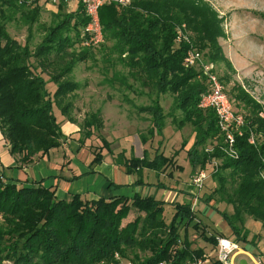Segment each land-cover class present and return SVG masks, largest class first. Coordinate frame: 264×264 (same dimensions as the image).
Listing matches in <instances>:
<instances>
[{
	"label": "trees",
	"instance_id": "1",
	"mask_svg": "<svg viewBox=\"0 0 264 264\" xmlns=\"http://www.w3.org/2000/svg\"><path fill=\"white\" fill-rule=\"evenodd\" d=\"M28 1L35 0H0V129L10 153L21 155V161L27 165L65 142L54 107L59 108L64 97L78 84L59 80L71 74L73 63L85 59L88 53L77 54L74 60L68 52L75 43H80L81 29L87 23L80 4H75L71 10H67L64 2L54 4L52 23L33 53L29 52L27 41L21 44L11 37L5 28L9 17L5 10L19 11L25 22L34 21L38 8L26 10L30 6ZM99 21L105 42L111 44V52L117 54L127 74L138 81L142 89L155 92L151 100L156 108L150 137L155 128L163 126L160 96L174 95L175 106L182 114L177 125L189 123L194 128L195 140L187 151L191 172L212 158L221 159L212 175L217 184L207 196L205 192L198 193L200 202L218 211L231 231L228 237L232 241L246 250L256 248L264 238V177L261 176L264 172V119L259 115L264 107L240 85L231 86L227 92L222 84L233 112L242 115L244 122L239 133L234 134L235 156L228 157L222 151L228 145L217 127L213 110L203 112L197 107L201 95L208 91L206 78L199 68L184 64L189 44L175 43L176 28L185 23L193 33L195 46L205 51L204 57L212 63L225 61L231 69L217 42L223 33L215 14L194 0H131L125 7L103 5L99 9ZM68 57L71 58L58 73L47 75L45 68ZM219 80L222 83V78ZM69 105L68 102L59 109L62 115ZM92 116L99 120L98 114ZM93 124V121L87 123ZM101 124L99 121L97 127ZM250 135L254 137L253 144L248 141ZM92 136L89 133L85 138ZM71 138L72 135L67 139ZM140 138L142 144L146 143L144 137ZM79 140L83 144L84 140ZM103 143L114 155L105 146V140ZM208 144L213 147L211 152L205 150ZM179 149H183L182 146ZM150 154L143 148L141 156L121 154L114 161L129 174L143 169L162 171L173 161L160 151ZM101 158L100 150L95 153L92 164ZM177 167L182 169L181 165ZM0 175V261L118 264L114 257L117 253L131 264H221L216 244L222 232H199L202 241L213 246V256L206 253L203 245L192 246L189 229L198 234L201 225L193 222L196 210H191L189 202H165L140 194L131 198L95 199L75 194L65 200L58 198L52 188L18 185L5 178L1 171ZM156 186L167 188V184L161 182ZM217 201L230 205L231 211L219 209ZM130 208L141 214L122 225L121 220ZM247 219L259 221L263 232L252 234L246 228Z\"/></svg>",
	"mask_w": 264,
	"mask_h": 264
},
{
	"label": "rangeland",
	"instance_id": "2",
	"mask_svg": "<svg viewBox=\"0 0 264 264\" xmlns=\"http://www.w3.org/2000/svg\"><path fill=\"white\" fill-rule=\"evenodd\" d=\"M194 1L204 4L219 20L223 36H219L217 42L231 69L225 61L211 63L214 65L218 78H222L225 90L228 92L231 86L240 85L264 107L261 103V100L264 99V0ZM28 3L30 6L26 7V10H33L34 6L38 8L36 9V12H38L37 18L34 21L31 19L30 22H25L19 11L6 9L5 12L9 17L5 22V28L9 35L17 39L21 44L27 41L29 52L33 53L46 36L48 26L52 23L55 8L54 4L49 0H35L32 3L28 1ZM74 5V3L69 4L67 10L73 9ZM182 24L185 25L182 31L187 36L189 45L197 49L203 58L209 62L204 57L205 51H201L195 46L193 33L187 28L185 23ZM182 24L179 26H182ZM80 40V43H75L68 52L74 56V60L77 58L76 55L80 53L88 52L87 57L83 60L75 61L72 73L65 75L59 80H71L78 84V87L64 97L59 108L54 107L56 119L61 124V127L62 123L68 121L75 124L78 130L75 134L64 135L65 142L52 151L50 155L51 161L61 165L64 156H69L80 144L79 138L84 140L82 145L87 150L85 155L81 156V162L85 159L91 161L92 157H95V153L100 150L105 159L113 158L115 160V157L121 156V154L124 157L141 155L143 148H146L147 153H151L150 155H153V152L160 151L163 155L172 157L171 160H173L164 170L157 171L161 174L156 175V171L148 169L145 171L144 180L159 181L167 184V188H159L157 186L158 188L155 187L154 191H159V193L165 191L164 193H168L170 185H175L179 190L182 188L189 192L196 191V188L189 184L190 176L198 169H195L193 173L191 172L187 157V151L190 150L195 140L194 128L189 123H184L182 126L177 125L176 122L182 117V114L180 109L175 106L174 95L164 93L160 96V106L162 107L160 115L163 114V118L160 121L163 126L160 129L155 128L152 137H150L155 117L153 112L156 108L154 103L151 104L153 102L151 100L155 97L154 90L142 89L140 83L127 74V68L119 61L117 54L111 52V44L105 42L104 36L102 41L97 44H88V38L86 39L83 35L80 36ZM175 43L178 45L182 42H178L175 38ZM70 58L68 57L57 65L45 68L47 75L50 77L58 73L66 60ZM225 77L228 78L227 82H225ZM54 86H50V88L54 89ZM68 102L70 105L66 114L62 115L59 109H63V106H66ZM199 103L197 107L203 112H207V109L202 108ZM149 105L152 107H149ZM140 106L141 109H139ZM95 114L99 115V120L92 116ZM90 121H93L94 124L87 125ZM99 121L102 124L98 128ZM0 133L2 135H0V170L10 175V165L13 157L17 159L21 166L27 164L21 161V155L10 153L1 129ZM89 133L93 136L86 139L85 137ZM70 135H72V138L67 139ZM140 137H144L147 140L146 143L141 145ZM258 137L260 138V136ZM104 140L106 141L105 146L109 147L114 155L102 146ZM207 141L209 142L210 140ZM181 146L183 149H179ZM212 149L211 144L206 145L205 150L211 152ZM222 151L228 157L235 156L225 152L223 149ZM220 163V158H212L200 168L204 169L208 174L201 189V192H205L204 196H207L210 189L217 184L212 175L217 171ZM177 164L181 165L182 169H179L180 167L178 168ZM261 176L264 177V172H262ZM143 186L145 188L144 195H147L146 190L150 186L146 184ZM182 189L179 191V201L184 200L183 202L190 203L191 210H196L194 211L195 221L193 222H198L201 225L198 234L189 229V238L193 242L192 246L199 247L203 245L206 248V253L213 256V246L204 243L199 237V232L211 234L214 230L218 231V228H216L217 221L222 219L216 209L209 205H202L201 203L204 202L202 200L200 202L199 196L197 199L199 202L194 204V195L187 192L185 194ZM135 194L124 197L131 198ZM154 197L169 202L159 198L158 194ZM215 204L218 205L219 209H226V204L224 203L219 204L217 201ZM138 214L141 213H138L134 208H130L127 215L121 220L122 225L132 221ZM262 242L264 243V238ZM242 249L247 252L251 250L255 255L257 254L255 248L247 247L246 250L243 247ZM239 254L233 259V264H238ZM245 257L249 259L248 256ZM257 260L259 263L264 264V254L262 259L257 258ZM118 261L126 262L120 256H118ZM0 264L14 263L12 260L3 259ZM118 264L123 263L120 262Z\"/></svg>",
	"mask_w": 264,
	"mask_h": 264
},
{
	"label": "crops",
	"instance_id": "3",
	"mask_svg": "<svg viewBox=\"0 0 264 264\" xmlns=\"http://www.w3.org/2000/svg\"><path fill=\"white\" fill-rule=\"evenodd\" d=\"M261 103L264 105V99L261 100ZM62 124V132L66 136L69 134H75L78 130V127L71 122L66 121ZM53 150L42 157L35 158L28 165L21 166L17 159L13 157V161L10 165V175L8 173L6 174L3 170L0 171L5 178L12 180V182H15L18 185H41L52 188L55 190V194L58 198L65 200H69L75 194L80 195L85 199H95L99 197L109 198L118 195L131 196L135 193L144 195L145 188L143 185L146 184L150 186L146 190L147 195L150 194L156 196V194H158L159 198L165 199L169 202L179 201V191L182 188L179 190L175 185H170V191H168V193H164L165 191H162L161 193L156 190L154 191V188L157 187L156 184L160 182L148 181L147 179L144 180V173L147 169L129 174L125 172L123 166L116 164L113 158L107 160L105 159V156H102L101 160L94 164H92L94 157H92L91 161L85 159L81 162V156L85 155L87 151L82 144H78L75 151L69 156L65 155L62 159L61 165H59L58 163L51 161L50 155ZM135 156L141 155L137 154ZM158 174L161 173H157L156 175ZM139 179L142 180L143 183H140ZM182 192L186 194L184 189H182ZM228 206L230 205H226V210L230 212L231 206ZM245 225L252 234L263 232L259 221L247 219ZM216 226V228H218L217 230L222 232L223 236H230L231 231L224 220L217 221ZM255 249L257 250L256 255L251 250H248V252L243 250L244 253L240 252L239 259H246L248 264H261L257 258L262 259L264 254V243L262 240L258 243V246ZM245 256H248L249 259Z\"/></svg>",
	"mask_w": 264,
	"mask_h": 264
},
{
	"label": "built area",
	"instance_id": "4",
	"mask_svg": "<svg viewBox=\"0 0 264 264\" xmlns=\"http://www.w3.org/2000/svg\"><path fill=\"white\" fill-rule=\"evenodd\" d=\"M51 3L64 2L67 4H80L83 7L84 15L87 17L86 25L81 29V35L88 38V44H97L102 41L103 34L99 21V9L105 4H115L118 7L128 6L131 0H49ZM185 27L178 26L176 28V40L189 44L187 36L182 29ZM184 64L188 67H197L206 78L208 83V91L203 93L200 98L199 105L205 109H212L216 118V124L220 132L223 134L224 143L228 146L224 148L225 152L235 155L232 148L234 142V134L239 133L243 125V116L235 114L232 110L231 102L224 91L223 85L220 82L211 62H207L202 54L192 46H188L186 55L184 57ZM260 117L264 119V112H261ZM248 141L253 144L254 137L250 135ZM216 165V163H214ZM1 176V175H0ZM190 184L196 188V191L191 194L194 195V204L198 199V193L201 191L204 181L208 174L204 169L195 170L190 176ZM243 252V249L227 236L217 238L216 253L217 259L221 264H233V259L237 254ZM118 254H115V259L118 260ZM123 264H131L130 262H123ZM119 262V263H120ZM197 263H200L198 261ZM163 264V263H159Z\"/></svg>",
	"mask_w": 264,
	"mask_h": 264
},
{
	"label": "water",
	"instance_id": "5",
	"mask_svg": "<svg viewBox=\"0 0 264 264\" xmlns=\"http://www.w3.org/2000/svg\"><path fill=\"white\" fill-rule=\"evenodd\" d=\"M238 264H248V263L246 259L242 258V259H239Z\"/></svg>",
	"mask_w": 264,
	"mask_h": 264
}]
</instances>
